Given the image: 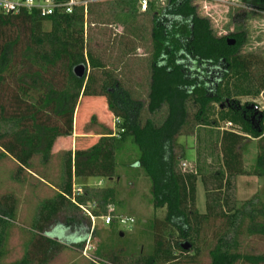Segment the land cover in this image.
Masks as SVG:
<instances>
[{
    "label": "trees",
    "instance_id": "obj_1",
    "mask_svg": "<svg viewBox=\"0 0 264 264\" xmlns=\"http://www.w3.org/2000/svg\"><path fill=\"white\" fill-rule=\"evenodd\" d=\"M109 3L116 14L125 18L148 16V20L143 18L151 28L146 106L150 116L143 120L144 102L133 98L117 78L106 74L101 89L108 97L109 110L123 119L120 125L123 132H119L118 138L104 133L109 135L101 136L90 148L66 152L61 189L54 199L42 204L34 224L38 232L30 243L39 253L37 260L46 264L56 249L64 246L60 242L64 229L80 223L73 209L86 204L88 198L86 194L73 196V179H111L117 165L116 152L130 137L139 151L133 165L150 178L154 207L166 208L164 218L154 220L153 246L150 255L143 259L144 264H169L176 259L175 250H197L195 243L201 222L210 216L225 218L227 223L209 252L211 264H235L239 260L264 264V254L233 252L242 228L248 234L264 235V222L260 220L264 217V202L255 196L236 207L231 192L235 190L234 180L238 175L264 180V119L253 123L239 110L220 109L218 117L227 118L243 132L225 129L218 133L222 166L208 174L200 169L182 172L179 166L185 157L184 146L179 145L181 153L176 150L177 137L184 127L189 126L188 135L193 128L219 126V122L210 118L213 104H221L234 95H255L264 90V76H253L251 72L260 62L254 54L240 52L245 30L232 33L230 36L236 38V43L230 45L227 36H217L211 22L198 14L191 0H169L159 14L151 10L139 13L136 0ZM242 4L247 7L256 4L264 11V0H242ZM91 5L87 15L92 13ZM85 19L82 7L75 8L71 14L56 11L45 17L37 11L0 12V147L21 169L30 168L31 159L37 154L47 160L55 140L72 133L80 96L98 94L89 92L90 77L85 83V75L77 78L73 73V68L86 64V59L92 67H102L86 50ZM189 104L197 107L195 122H188ZM247 136L258 138L251 172L244 169L242 162ZM198 178L205 191V213H199L196 208ZM61 211L65 212V225L53 220ZM12 212L10 209V215ZM65 237L68 242L76 240L73 236ZM2 239L0 235V246ZM185 242L190 244L189 249L182 248ZM33 261L32 253L27 252L16 264Z\"/></svg>",
    "mask_w": 264,
    "mask_h": 264
},
{
    "label": "rangeland",
    "instance_id": "obj_2",
    "mask_svg": "<svg viewBox=\"0 0 264 264\" xmlns=\"http://www.w3.org/2000/svg\"><path fill=\"white\" fill-rule=\"evenodd\" d=\"M191 1L198 14L211 22L217 36L228 35L236 43V38L230 35L245 30L240 52L254 54L260 63L251 69L252 75L264 76V11L259 10L256 4L234 9L222 6L206 9L198 0ZM91 6L92 13L85 17L86 50L99 60L102 67L94 68L86 59L84 75L85 83L90 77L89 92L98 94L80 96L75 107L72 133L55 140L47 160L37 154L31 159L30 168L21 169L13 157L2 153L3 149L0 147V235L3 236L0 264H16L27 252L32 253V264H41L37 260L39 253L30 243L38 232L34 224L42 204L54 199L61 189L65 176L66 152L90 148L101 136L109 135L104 133L115 134L118 138L119 126L115 127L114 123H122L123 119L108 108V97L101 89L103 81L107 80L106 74L117 78L121 87L131 91L133 98L144 102L141 114L143 120L150 116L146 106L152 50L151 28L144 20L145 17L148 20V16L138 14L135 18H125L116 14L108 1L93 3ZM161 9L153 12L159 14ZM246 106L254 107L264 117V90L255 95H234L221 104H213L210 118L219 122L217 128H193L194 131L186 135L189 126L184 127L176 141L177 152H182L179 145H183L185 150L179 169L182 172L200 169L208 174L221 168L218 133L225 129L235 130L237 133H242L243 130L238 125L229 126L227 118L222 120L218 117V111L229 108L242 111ZM196 109L197 107L188 105V122H195ZM244 143L243 167L251 172L255 164L258 138L247 136ZM138 155V148L129 137L116 152L117 165L111 179H73V196L86 194L87 203L73 209V214L80 223L64 229V237L60 239L64 246L58 247L46 264H144L153 246L154 220L164 218L166 208L154 207L151 180L141 168L133 165ZM183 162L186 164L184 167ZM234 184L235 190L231 192L236 207H241L255 196H259L264 202L262 178L238 175ZM104 195L108 197L104 198ZM196 208L199 213L206 212L205 191L200 178L196 181ZM10 209L13 211L12 215ZM108 214L112 216L109 223L105 220ZM120 217L133 222L123 225L119 222ZM65 219L64 211L53 218L62 225H65ZM260 220L264 222V217ZM226 228L225 218H205L201 222L195 243L197 250H175L176 259L169 264H211L209 252ZM45 229L49 231L51 228ZM86 233V239L81 241ZM65 236L76 237V240L68 242ZM233 252L242 255L264 254V235L248 234L245 227L242 228ZM235 264L250 263L239 260Z\"/></svg>",
    "mask_w": 264,
    "mask_h": 264
},
{
    "label": "built area",
    "instance_id": "obj_3",
    "mask_svg": "<svg viewBox=\"0 0 264 264\" xmlns=\"http://www.w3.org/2000/svg\"><path fill=\"white\" fill-rule=\"evenodd\" d=\"M110 2L116 0H0V12L4 14H17L22 10L28 12L37 11L41 16H50L56 11L71 14L75 8L82 7L85 17L87 16V10L89 5L97 2ZM169 0H136V8L140 13H145L150 10H158L166 6ZM203 4V8H210L212 6H222L227 8H237L244 6L242 0H198ZM229 126H232L231 122H227ZM115 127L119 126L118 131L123 132V128L120 127L121 122L114 123ZM113 136L115 134H112ZM183 167L186 165L182 163ZM79 191V190H78ZM112 216L108 214L105 216L107 223L111 222ZM133 222V220H129ZM126 218H119V222L123 225L129 222Z\"/></svg>",
    "mask_w": 264,
    "mask_h": 264
},
{
    "label": "flooded vegetation",
    "instance_id": "obj_4",
    "mask_svg": "<svg viewBox=\"0 0 264 264\" xmlns=\"http://www.w3.org/2000/svg\"><path fill=\"white\" fill-rule=\"evenodd\" d=\"M228 37L229 36L227 35V40H228ZM234 44H231V45H234ZM241 112L244 114V117H247L250 120V122H253V123L262 122V120L264 119V117L260 113H258L254 107L246 106Z\"/></svg>",
    "mask_w": 264,
    "mask_h": 264
},
{
    "label": "water",
    "instance_id": "obj_5",
    "mask_svg": "<svg viewBox=\"0 0 264 264\" xmlns=\"http://www.w3.org/2000/svg\"><path fill=\"white\" fill-rule=\"evenodd\" d=\"M228 43L231 45V44H234L235 43V40L232 39V38H228ZM85 71H86V66L84 64H78L76 65L74 68H73V73L74 75L77 77V78H83L84 77V74H85ZM123 233L121 232V235ZM182 248L184 249H189L190 248V244L188 242H185L182 244Z\"/></svg>",
    "mask_w": 264,
    "mask_h": 264
}]
</instances>
